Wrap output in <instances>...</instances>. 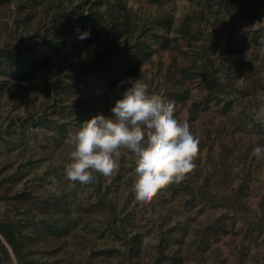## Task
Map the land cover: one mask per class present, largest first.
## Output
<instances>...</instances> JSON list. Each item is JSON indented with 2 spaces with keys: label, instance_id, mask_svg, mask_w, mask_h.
<instances>
[{
  "label": "rangeland",
  "instance_id": "obj_1",
  "mask_svg": "<svg viewBox=\"0 0 264 264\" xmlns=\"http://www.w3.org/2000/svg\"><path fill=\"white\" fill-rule=\"evenodd\" d=\"M129 77L199 139L185 179L143 204L126 156L64 179L68 137ZM258 144L264 0H0V226L21 264H264ZM0 264H20L1 234Z\"/></svg>",
  "mask_w": 264,
  "mask_h": 264
},
{
  "label": "clouds",
  "instance_id": "obj_2",
  "mask_svg": "<svg viewBox=\"0 0 264 264\" xmlns=\"http://www.w3.org/2000/svg\"><path fill=\"white\" fill-rule=\"evenodd\" d=\"M88 36L85 30L78 38ZM125 83L130 86L120 93L109 115L92 116L68 137L71 151L63 166L64 179L90 184L93 173L109 176L119 167L116 158L126 156L135 164L133 194L143 204L164 186L185 179L195 167L199 139L187 121L174 117L173 103L150 94L141 78L129 77L118 86ZM252 154L264 159V145H256Z\"/></svg>",
  "mask_w": 264,
  "mask_h": 264
},
{
  "label": "trees",
  "instance_id": "obj_3",
  "mask_svg": "<svg viewBox=\"0 0 264 264\" xmlns=\"http://www.w3.org/2000/svg\"><path fill=\"white\" fill-rule=\"evenodd\" d=\"M10 227V225H1L0 226V234L2 235V237L4 238L5 242L10 246L13 254L15 255V257L17 258L18 262L21 264V257H20V252H19V248H18V243L16 238L14 237V231H9L8 229H6V227ZM1 250L3 252V254L7 257V259H10L9 255H8V251L7 248L1 244Z\"/></svg>",
  "mask_w": 264,
  "mask_h": 264
}]
</instances>
